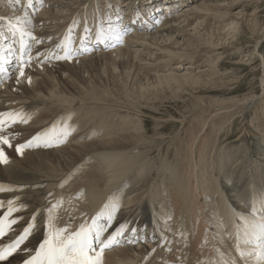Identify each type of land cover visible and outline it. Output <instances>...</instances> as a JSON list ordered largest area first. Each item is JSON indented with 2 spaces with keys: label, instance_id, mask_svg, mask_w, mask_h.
I'll list each match as a JSON object with an SVG mask.
<instances>
[{
  "label": "bare ground",
  "instance_id": "1",
  "mask_svg": "<svg viewBox=\"0 0 264 264\" xmlns=\"http://www.w3.org/2000/svg\"><path fill=\"white\" fill-rule=\"evenodd\" d=\"M174 1L177 0H32V6L28 7L27 0H21L20 4L0 0V16L13 23L19 17L20 26L41 40L40 44H36L25 36L26 48L30 46L33 56L25 67V76L17 82L19 71L16 66L9 70L10 77L0 83V112H21L28 117L27 123L18 122L6 128L4 134L15 133V138L11 140L14 146L53 126L59 130L65 123L72 121L75 114L78 117L73 116L72 130L84 128L78 134H72V137L71 130L65 139L68 144L74 141L80 143L68 145L64 142L63 147L62 143L54 145L62 147L55 150H42L44 146H39L42 147L40 149L32 147L17 156L9 147L3 146L11 162L0 164V184L12 190L0 192V201H5L0 214L6 211L7 199L19 198L18 204L23 203L26 207L13 213L19 222L13 226L6 239L1 238L0 243L6 244L15 239L33 213L37 215L34 234L21 245L18 254L10 258L11 264H20L34 253V248L43 239V225L49 215L47 209L57 201L60 202L59 206L52 212L56 218L55 224L57 227L67 226L71 231L85 219L89 221L105 204L119 205L105 237L120 224H126L125 235L136 238L137 242L129 244L127 240H122L119 246L106 250L103 264H214L219 255L215 251L217 248L226 257L237 256L234 246L235 224L238 221L235 216L247 214L246 202L250 201L244 199L245 192L264 189V181L257 187L253 184H249L248 188L243 186L244 171L249 172L253 181L256 174L252 170L255 168L260 167L258 170L264 174V130L260 129L264 127V121L261 120L264 113L261 117L256 115L255 118L259 120L254 122V127L245 123L236 134L232 133L234 130L229 126V122L232 125L233 121L247 117L253 110L264 109V103L254 96L257 89L231 95L235 91L233 86L240 82L243 75L240 66L235 71L231 70L232 67L225 71L222 80L211 81L209 88L206 85L208 89H217L214 91L219 95L211 98L207 104H194L191 111L194 115L190 120L185 119L183 124L188 125L184 126L183 132L168 135L162 132L165 128L162 127L161 130L157 128V132L153 131L156 128L153 129L152 134L147 136L140 126L134 124V117L129 116L143 112L148 114L150 109L154 111L155 122L163 118L159 117L162 113L156 110V103L150 104L157 107L155 110L147 106L143 111L139 101H135L143 95L153 96L149 90L143 89L145 91L141 92L144 82H136L139 86L134 90H131L128 82L112 84L110 89L104 87L103 90L95 82H87L80 87L81 83L70 81L74 80L70 65L75 67L88 59L105 55L112 56L120 64H126L127 69L132 70L134 67L137 73L142 71V74L166 70L170 65L165 74H154L161 84L173 79L188 81L217 76L214 60L216 62L220 55L231 56L235 53L233 42L237 40L234 39L236 31L252 20L249 17L251 14L243 13L240 8L236 12L230 11L239 0ZM197 1L200 2L187 8ZM123 6L129 13L117 21L116 17L122 13L120 9ZM179 8L185 9L175 13ZM162 11L165 15H162ZM256 12H253L255 17ZM73 19L78 23L70 34L72 48L81 46L80 37L83 35V46L90 51L82 52L78 55L82 57L74 61L56 60V55H63V49L56 45L69 35L68 29ZM98 20L102 22L100 28L104 43L96 41ZM85 21L89 33L83 31ZM117 25L123 31L122 43L107 38L108 28ZM232 32L235 34L232 35ZM5 40H10V32L6 23L0 22V45L5 46ZM258 40H253L251 50H247L246 54L250 58L258 53L257 65H252L254 60L251 58L245 64L240 63L239 59L227 62L233 66L252 65L248 70L256 80L252 88L264 85V53L260 51L262 41ZM48 55L52 57L48 60L53 62L42 64L40 61H48L44 59ZM172 61H176V64L171 65ZM202 62L207 64L193 73L188 72L192 66ZM5 65L8 67V63ZM48 72L60 77L64 74L66 79H60L56 86L54 81L46 80ZM152 86L148 88L153 89ZM141 102L144 105L142 99ZM49 106L52 108L47 112L45 107ZM70 108L74 110L70 111ZM61 121L64 124L58 125ZM86 124L88 126L85 128ZM161 124L163 122H158V125ZM121 125L125 133L110 136ZM144 130L148 132L145 125ZM247 135L245 155L240 148ZM253 154L256 155L254 160L249 161L253 159ZM235 174L237 180L229 178ZM126 185L134 186V196H122ZM239 188L243 190V195L236 190ZM48 193L53 195L48 196ZM132 228H136L137 233H132ZM161 236H167L172 243L169 245L167 241H161ZM162 243L163 247L160 246ZM168 247L171 251L165 250ZM24 248L29 251L24 252ZM153 248L155 252L151 251ZM145 256H148L147 260Z\"/></svg>",
  "mask_w": 264,
  "mask_h": 264
},
{
  "label": "snow or ice",
  "instance_id": "2",
  "mask_svg": "<svg viewBox=\"0 0 264 264\" xmlns=\"http://www.w3.org/2000/svg\"><path fill=\"white\" fill-rule=\"evenodd\" d=\"M15 4H20L21 0H11ZM28 7L32 6V0H27ZM117 21L121 20V17L117 15ZM0 22H5L8 31L12 37L15 38L19 34L20 43V55H15V50L11 44L7 46L0 45V73L6 71L4 65L9 63L13 58L17 62V68L19 75L17 76V82L20 77L25 76V66L30 64L32 55L30 46L26 48L27 41L25 36H28L36 44H40L41 40L33 36L31 32L21 27V19L18 17L16 23L8 20L6 17L0 16ZM27 23H31L27 21ZM78 23L76 19H73L72 26L69 27L68 33L60 44H57V48L63 49V55H56V60H69L71 61L74 56L80 55L82 52L90 51L87 47L83 46L85 37H80L81 46L77 49H73L70 46V34L73 31V26ZM100 20L97 21L96 41L104 43L103 32L100 28ZM159 23V21H157ZM84 33H89L90 29L85 21ZM123 31L119 25L115 27H109L107 32L108 39H114L116 43H122ZM13 39V43H15ZM112 46H115L114 44ZM25 51H28L27 60L24 58ZM40 55L39 52L36 53ZM52 57L50 55L45 56L44 59L48 60ZM43 63V61H40ZM30 82V77L28 78ZM18 122L27 123L28 117L21 112L6 111L0 112V164H7L9 157L6 155V150L3 146L9 148L13 147L11 140L15 138V133L11 135H5L4 130L10 128L12 125ZM72 130V126L67 123L62 128L56 130L55 126L52 129L39 132L33 135L31 139H28L24 143H18L15 145V151L17 154H23V151L32 147H52L65 142V139ZM11 187L6 188L3 184H0V192L10 191ZM48 196H52V193H48ZM19 198L7 199L6 211L0 214V238L6 239L8 234L12 232L13 226L18 224L19 219L13 217V213L19 212L26 207L25 204L19 203ZM59 201L52 204L47 209L49 215L45 221L43 228V239L39 242L38 246L34 248V254H30L27 258L22 260V264H103V256L106 250L115 246H119L122 240H127L129 244L137 242L136 238L132 236H126L125 231L127 229L126 224H120L111 231L105 237V233L109 232L112 226L115 213L119 207L118 204H105L104 207L98 211L92 218L91 223L87 219L80 223L78 228L74 231L69 230L67 226L57 227L55 224V216L52 214L53 210L59 206ZM248 206L247 214L241 213L235 216V220L238 223L235 224V252L236 257H226L217 248L215 251L219 254L218 259L214 264H264V189L252 190V196L250 202H246ZM5 207V201H0V208ZM37 215L34 212L30 221L22 228V230L16 235L10 243H0V262L4 264H11L10 258L14 254H18L21 250V245L27 241L30 236L34 234L36 228ZM103 221V222H102ZM132 233H137L136 228L130 230ZM143 239V237H139ZM161 241H167L170 245L172 240L167 236H161ZM160 246H164L163 243ZM166 251H171V248H165ZM24 252H28L27 248L23 249ZM155 252L156 249L151 250ZM151 255V253H149ZM145 260L148 256L144 257ZM199 264V262H198Z\"/></svg>",
  "mask_w": 264,
  "mask_h": 264
},
{
  "label": "rangeland",
  "instance_id": "3",
  "mask_svg": "<svg viewBox=\"0 0 264 264\" xmlns=\"http://www.w3.org/2000/svg\"><path fill=\"white\" fill-rule=\"evenodd\" d=\"M182 0H177V1H174V2H181ZM235 1V0H234ZM238 1V0H237ZM242 0H239L238 3H235L230 9L231 12H236V10L238 11V9L240 8V10L243 11V13H249L251 14V16H249L250 18L252 17V20L249 21L247 24L245 25H241V28L239 29V31L237 32L236 31V34L237 36L234 37V39L236 38L237 40L233 42L234 44V54L231 55V56H225V55H220L217 59V61L213 62L214 66H215V69L217 70L218 74L217 76H204L202 78H205V79H202V78H193L188 80V81H185V80H178V79H173L174 82H172L171 80L165 84H161L159 83L160 81L157 80V78L155 77L158 73L157 72H160V74H165V71L167 72V70L170 69V65H168L166 67V70H162V71H159V70H156V71H152L153 73L149 72L148 74H142V71H139L137 73V69L132 67V70L131 69H127L126 67V64H120L119 62L115 61L114 58L112 56H108V55H105V56H102V58H91V59H88L86 60L83 64H79V65H76L75 67L74 66H69V69H71L73 71V74H71V77L72 79L74 80H70L71 82L73 83H81L80 87H83L84 84H90V83H96L98 87H100L102 89L103 87V90H105L104 87H107V89H110L114 84H118V83H122V82H128V84L130 85V87L132 88L131 90H134L136 88V86H139L136 82H144V86L142 88V91H145L143 89H146V91H150V92H153L152 95L153 96H145L143 95L139 100L138 98L135 99V101H139L140 103V108L142 106V110L145 111V107L147 106H150L151 109H154L155 110L157 107L158 109H156L158 112L162 113L161 115H159V117L161 118V116L163 117L161 120L159 119V123L163 122V124L161 125H158V122H155V118L153 117L154 114V111L150 110L149 109V113H138L137 115H133V114H129L132 115L131 117L134 119V124H137V126H140L141 127V131L144 132L145 135L149 136L150 134H152V130L156 128V130H153V131H159L161 130L162 127H165L164 128V132L165 134L168 135L171 134V133H178V132H183L182 129H184L186 125H188V123L186 124H183L185 119L187 120H190L192 118V116L194 115L193 113H191L192 109H193V106L194 104H198L200 102L204 103V104H207L208 101L211 99V98H214V97H217L219 95V93H215L216 91L214 90H217V89H208L209 86H210V82H215V81H220L222 80V75L225 71H228L229 69H232L233 71H235L236 69L235 68H238V66H240V72L243 74H240L242 75L241 77V80L238 84H235L233 86V88L235 87V91H232L231 95H238V94H244V93H248L249 90L253 89L254 91L257 89V92L254 96H256L258 98V101H262L264 103V85L258 87L256 85V87L258 88H252L253 85L255 84H252L253 82H255L256 80L252 78L251 73H248V70L250 69V67L255 66L259 63V61H257V58L259 57V54L257 53L256 55H252L253 57H250L253 61L252 65H247V66H244V65H231L229 63H227L228 61L231 62V59H236V60H240V63H247L250 58H248L246 56V54L248 53L247 50H251V45L253 44V42L256 40V39H259L258 41H262V46L260 48V51H262L264 53V0H246V1H242ZM200 1H197L195 3H191L189 4V6L187 8H192V5L194 4H197L199 3ZM191 6V7H190ZM186 8V9H187ZM7 9V8H5ZM185 8H179L175 13H179V12H182V10H184ZM244 9V10H243ZM9 10V9H7ZM120 10H122V13H120V17L122 15L126 16V14H128V9L125 8V6H123ZM10 11H13V12H17V11H14V10H10ZM42 11V9H40V12ZM257 11V15L256 17L253 16V12ZM39 12V13H40ZM125 12V13H124ZM113 13H117V12H113ZM5 14V13H3ZM2 14V15H3ZM174 14V13H173ZM172 14V15H173ZM7 15V14H6ZM162 15H165V13H163L162 11ZM158 18V17H157ZM253 23V24H252ZM137 25V24H136ZM252 25V26H251ZM251 26V27H250ZM250 28V29H249ZM248 29V30H247ZM253 30V32H252ZM258 30V31H257ZM255 33V34H254ZM232 35L235 34V32H232L231 33ZM251 34V36H249ZM261 38H259L258 36ZM245 37V38H244ZM247 37V39H246ZM250 37V38H249ZM254 37V38H253ZM127 39V38H126ZM245 39V40H244ZM254 40V41H253ZM244 41H248V42H244ZM240 42H243V43H240ZM239 43V44H238ZM250 43V44H249ZM260 43V44H261ZM120 47L122 45H119ZM115 48H118V46H116ZM221 50H218V52H220ZM89 55V54H88ZM215 55H219V53H216ZM86 56V55H85ZM79 57H82V56H76V57H73L72 58V61H74V59L76 58H79ZM248 59V60H247ZM117 60V59H116ZM238 60V61H239ZM60 61V60H59ZM66 61H69V60H66ZM244 61V62H243ZM53 61L51 60H48V61H44L42 64L44 65H47L48 63H51ZM65 62V60H64ZM105 62V63H104ZM176 64V61H172L171 65H174ZM207 63H203L202 64H199V65H196V66H192V70L189 69V71H191V73L194 72V70H196L197 68H200L202 67L203 65H205ZM255 64V65H254ZM185 65V64H184ZM187 65V64H186ZM16 66H13L11 69L15 68ZM91 67V68H90ZM73 68V69H72ZM83 70H82V69ZM244 68V69H243ZM77 69V71H76ZM214 69V70H215ZM213 70V72H215ZM45 72V71H44ZM123 72H125L124 74H122ZM129 72V73H128ZM137 74H136V73ZM156 72V74H155ZM97 73V74H96ZM99 73V74H98ZM128 73V74H127ZM11 74V73H10ZM47 74V81H50V82H55L56 86L58 85V83H60V79L62 80H65L66 77L65 75L63 74L61 77L58 76V74H50L49 72L46 73ZM136 74V75H134ZM155 74V76H154ZM245 74V75H244ZM125 78H124V76ZM128 75V76H127ZM147 75V77H146ZM57 76V78H56ZM140 76V78H139ZM144 76V77H143ZM245 76V77H244ZM124 78L125 81H122V79ZM142 77V78H141ZM155 77V79H154ZM52 78V79H51ZM92 78V79H91ZM153 82H152V79ZM210 78V79H209ZM212 78V79H211ZM123 79V80H124ZM127 79V80H126ZM140 79V80H139ZM143 79V80H142ZM148 79V81H147ZM89 80V81H88ZM92 80V81H91ZM150 80V81H149ZM176 80V81H175ZM178 80V81H177ZM209 80V81H208ZM118 81V82H117ZM132 81V82H131ZM134 81V82H133ZM155 81V82H154ZM157 81V82H156ZM53 82V83H54ZM84 82V83H82ZM86 82V83H85ZM151 82V83H150ZM177 82V83H176ZM192 82V83H191ZM194 82V83H193ZM204 82H207L209 84H205ZM136 83V84H134ZM151 85H150V84ZM154 85H153V84ZM171 83V84H170ZM174 83V84H173ZM113 84V85H112ZM131 84L134 86L132 87ZM156 84V86H155ZM161 84V85H160ZM170 85V86H167V85ZM184 84V85H183ZM188 84V85H187ZM150 85V86H148ZM153 85V86H152ZM159 85V86H158ZM204 85V86H203ZM206 85L208 86V88L206 87ZM153 87V89L151 88H148V87ZM158 86V87H157ZM186 86V87H185ZM183 87V88H182ZM206 87V88H204ZM163 88V89H162ZM166 88V89H165ZM200 88V89H199ZM204 88V90H203ZM15 89V88H13ZM130 90V91H131ZM192 90V91H191ZM198 90V91H197ZM191 91V92H190ZM70 92H73V91H70ZM155 93V94H154ZM230 93V91H229ZM192 94V95H191ZM195 94V95H194ZM218 94V95H217ZM141 95V94H140ZM138 95V96H140ZM183 95V96H182ZM199 95V96H198ZM205 95V96H204ZM199 98H197V97ZM202 96V97H201ZM213 96V97H212ZM151 97V99H150ZM180 97V98H179ZM182 97V98H181ZM145 98V99H144ZM174 98V99H173ZM196 98V99H195ZM201 98V99H200ZM141 99L144 103V105L142 104L141 102ZM178 99V100H177ZM192 99V100H191ZM204 99V100H203ZM151 100V102H150ZM176 100V101H175ZM201 100V101H200ZM144 101H148L147 102H144ZM184 101V102H183ZM195 101H197L195 103ZM155 104L156 103V108L155 106H151L152 104ZM158 103V104H157ZM160 103V104H159ZM163 103V104H162ZM176 103V104H175ZM190 103V104H189ZM151 104V105H150ZM193 104V105H192ZM136 105V104H135ZM176 105V106H175ZM191 105V106H190ZM160 106V107H159ZM189 106V108H188ZM264 107V106H263ZM48 109L47 112H49L51 110V106L49 107H45ZM139 108V109H140ZM183 108V109H181ZM70 111H73L74 109L70 108L69 109ZM252 111V110H251ZM107 112V111H106ZM122 112H124L122 110ZM182 112V113H180ZM101 113H104V112H101ZM132 113V112H131ZM134 113V112H133ZM152 113V114H150ZM185 113V114H184ZM189 113V114H188ZM264 113V109L262 110L261 108H258L256 110H253L247 117L245 118H238V120H235L232 122V125H230L231 122H229V126H230V129L233 131L232 133L233 134H236L238 133L239 130H241L240 128L245 124H249L251 125V127H254L253 125L255 124L254 122H257V120L259 119H256V115H258V117H261V115ZM183 114V115H182ZM188 114V115H187ZM149 115V116H148ZM151 115V116H150ZM75 118H77L78 116L75 114L73 115ZM72 116L71 120L72 121H69L67 124L72 126L73 125V121H74V117ZM77 116V117H76ZM118 116V115H117ZM141 117V118H140ZM147 119H146V118ZM115 118V117H114ZM137 118V120H136ZM83 119V118H82ZM165 119V120H163ZM183 121H181V120ZM84 120V119H83ZM115 120H117V118H115ZM139 120V121H138ZM261 120L264 121V118L261 117ZM120 121L121 123H123L124 121L122 120V118H120ZM141 121V123H139ZM165 121V122H164ZM167 121V122H166ZM181 122V123H180ZM157 123V124H156ZM64 124V121H61L58 125H63ZM143 125V126H142ZM144 125H145V129L148 130V132H145L144 130ZM88 126V124H86L84 127L86 128ZM168 126V127H167ZM173 126V127H172ZM76 126H74L73 128H75ZM237 127V128H236ZM157 128L159 130H157ZM259 128V127H258ZM84 129V128H83ZM82 128L79 129V131L77 130H72L71 132V135L70 137H72L73 135H75L76 133L78 134V132H81L83 130ZM123 129V126L121 125L119 128L116 129V132L110 134V136H113V135H118V134H121V133H125ZM168 129V130H167ZM260 129L264 130V127H260ZM81 130V131H80ZM170 130V131H169ZM172 130V131H171ZM174 130V131H173ZM179 130V131H178ZM112 131V129L110 130ZM169 131V132H167ZM73 134V135H72ZM264 134V133H263ZM69 136V135H68ZM69 139L71 140L72 138ZM248 135L246 136L245 140L243 139V146H241L240 148V151L243 153V154H247V147H248ZM98 138V137H96ZM91 139H95V138H91ZM91 139H88V140H91ZM68 140V139H67ZM88 140H85V141H88ZM78 141H74V142H69V144L71 145H76L80 142ZM67 142H65L66 144ZM64 143H62V147L65 146ZM68 144V143H67ZM68 144V145H69ZM62 147H56V146H52V147H43L44 149L42 150H55L58 149V148H62ZM37 149H40L42 147H36ZM34 148V149H36ZM12 151H15V145L13 147L10 148ZM31 148H28L26 150H29ZM17 156H20V154H17ZM252 155V154H251ZM254 155L253 154V159L249 160V161H253L254 160ZM258 156V155H257ZM260 157V156H259ZM13 159V158H11ZM149 159V158H148ZM145 161V160H144ZM11 161H8V163H10ZM141 162V161H140ZM232 165V162L230 163L229 166ZM228 166V167H229ZM260 168V167H259ZM259 168H255V170H252L254 174H256V176L254 177L255 178V182L249 177V172L248 171H244V175H245V184L243 186H247V188L249 187V184L250 185H254L257 187L260 186V184L262 185L264 182V174L261 173V171H259L258 169ZM231 169H234V168H231ZM254 169V168H253ZM257 169V170H256ZM258 171V172H257ZM261 174H260V173ZM259 173V175H258ZM229 178L233 179V180H237V175H233V176H230ZM257 178L259 179L258 181ZM249 182V183H248ZM251 182V183H250ZM263 182V183H262ZM248 183V184H247ZM264 185V184H263ZM242 186V188H243ZM264 187V186H263ZM262 188V187H261ZM133 190H134V186L130 185V186H127L124 188V191L122 193V196L124 198H128V197H131V196H134L133 195ZM238 192H239L241 195H243V190H241V188L239 189H236ZM251 196H252V192H245V196H244V199L246 201H250L251 200ZM240 209L244 210V207H241Z\"/></svg>",
  "mask_w": 264,
  "mask_h": 264
}]
</instances>
